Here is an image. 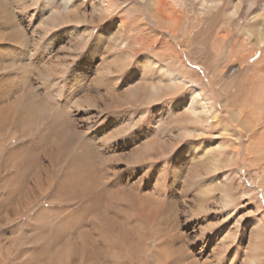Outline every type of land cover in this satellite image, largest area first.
<instances>
[{
  "label": "bare ground",
  "instance_id": "obj_1",
  "mask_svg": "<svg viewBox=\"0 0 264 264\" xmlns=\"http://www.w3.org/2000/svg\"><path fill=\"white\" fill-rule=\"evenodd\" d=\"M182 19L221 21L239 62L262 48L256 96L219 85V118ZM262 95L264 0H0V264H264L239 163V135L264 145Z\"/></svg>",
  "mask_w": 264,
  "mask_h": 264
},
{
  "label": "rangeland",
  "instance_id": "obj_2",
  "mask_svg": "<svg viewBox=\"0 0 264 264\" xmlns=\"http://www.w3.org/2000/svg\"><path fill=\"white\" fill-rule=\"evenodd\" d=\"M186 18H188V16ZM183 20L184 19H182L181 24L183 22V25L185 27V31L183 33L184 35L181 34V32H180L179 33V34H181L180 36H182V35H183V37L191 36L194 39L193 44L190 46V48L187 49V50H189V53L185 54L183 52V48H181L182 49L181 58L184 61L185 67L190 71L189 79L192 81H196V82H194V84L203 88L204 91L212 98L213 102L215 103V111H217V113L220 114L219 118H222L223 117L222 103H221V98H220L218 91H217L219 85H221V86L223 85L222 87L226 88L227 91H230V90L235 89V87H234L235 84L242 81L241 84H245V86H244V90H242L243 87L240 85V87H242V89L240 88L242 90V91H240V93H244V99L246 98V96H250V95L256 96L257 93L256 92L252 93V91H254V90L250 89L254 86V84L252 83L251 80L249 81L250 77L248 74L254 70V68H252V66L254 65V62H256L260 59L261 54H262V52H261L262 48L260 50L256 51V49H254L253 47L251 48V46L248 45L247 51L243 52V56H244V53H250L251 55L249 56V54H248V60L247 61L243 60L242 62L241 61L239 62V60L237 59V56H238V52L241 51V48L235 47L234 45L232 46V42L230 40L225 41V44L222 47H219L218 43L213 40L216 33L222 34L221 28H220L221 24H222L221 21H219V20L217 21L215 19L211 20L209 22V24H208V22L205 24V31H203V29L200 30L201 27L200 28L198 27L199 29L197 28V30L195 32L191 33L190 29L188 28L190 21L188 20L189 21L188 22V21L184 20L185 21L184 22ZM203 21H204V19H202L201 23ZM241 26H242V21H239L238 24L236 25V28H235L236 32L233 34V40L236 39L237 36L241 35ZM208 30H211L212 33H210ZM194 33H196V34L194 35ZM216 39H218V36H216ZM217 46L219 47L218 48L219 50L217 49ZM131 50H132V52L130 51L131 54H133L134 57H136V56L143 55V54H153L155 52V47H153L149 50V49H141L139 47H134V46L132 47L131 46ZM222 52H223V54H222ZM253 53H256V55L252 56ZM203 60L209 65L208 69L210 72L214 73V75L216 76L215 78L219 77L218 79L222 80L221 82L220 81L217 82V80H216V86L213 84L210 75L207 73V70H205L203 65H201V62ZM242 71H243V73H242ZM244 73H246V75H244ZM235 79H237V80H235ZM246 82H248L250 84H248ZM251 83L253 86L251 85ZM247 85H249V86H247ZM231 86H232V88H231ZM262 96H264V95H262ZM261 98H262L263 102L261 101L260 103H262V104H258V106H257L258 110L255 111L257 114L254 113V115L264 117V97H261ZM248 107H249L248 105H247V107H246V105H244V110H248ZM244 113H245V115L247 114L246 111H244ZM247 116H249V115H247ZM77 123L80 124V120ZM256 136H257L256 134L252 135L250 137L251 142L248 141L249 143H247L245 141V137L243 139L242 135H239L240 142L242 143V141L244 140L243 141L244 154L241 151L240 155H239V157H241L240 161H239L240 171H241L240 175H241V179H242L243 184H244V188L254 192V196H255L257 203L264 210V189L258 183H254L249 178L250 167L260 168L263 166L262 164L264 163V156H263L264 151H259L258 144H261V143L258 139H255V138H259L260 135H258V137H256ZM251 138L252 139L254 138V139L252 140ZM249 146H250V148H249ZM251 146H253V147H251ZM260 146L262 147L264 145L261 144ZM248 152H249V154H248ZM261 152H262V154H259ZM245 153L247 154V156ZM253 154H255V155L253 156ZM260 158H261V161H259ZM254 161H256V162L258 161V162L256 163ZM262 161H263V163H262ZM257 165H259V166H257ZM263 178H264V175H263ZM244 202L245 203L247 202L246 203L247 206L245 207V210H246L245 213L251 212L252 206L249 204V201L244 200ZM199 219H197V220H199ZM195 221L196 220L191 221V224L195 225V223H193Z\"/></svg>",
  "mask_w": 264,
  "mask_h": 264
}]
</instances>
